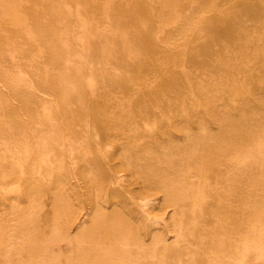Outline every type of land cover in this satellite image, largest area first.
<instances>
[{
  "label": "bare ground",
  "instance_id": "bare-ground-1",
  "mask_svg": "<svg viewBox=\"0 0 264 264\" xmlns=\"http://www.w3.org/2000/svg\"><path fill=\"white\" fill-rule=\"evenodd\" d=\"M0 264H264V0H0Z\"/></svg>",
  "mask_w": 264,
  "mask_h": 264
},
{
  "label": "rangeland",
  "instance_id": "rangeland-1",
  "mask_svg": "<svg viewBox=\"0 0 264 264\" xmlns=\"http://www.w3.org/2000/svg\"><path fill=\"white\" fill-rule=\"evenodd\" d=\"M60 242H61V241H59L58 243L60 244ZM64 243H65L64 241L61 242L62 245H63ZM61 244H60V245H61Z\"/></svg>",
  "mask_w": 264,
  "mask_h": 264
}]
</instances>
